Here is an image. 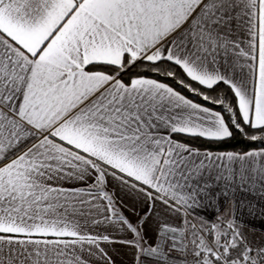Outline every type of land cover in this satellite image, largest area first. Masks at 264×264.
<instances>
[{
    "label": "snow or ice",
    "instance_id": "snow-or-ice-1",
    "mask_svg": "<svg viewBox=\"0 0 264 264\" xmlns=\"http://www.w3.org/2000/svg\"><path fill=\"white\" fill-rule=\"evenodd\" d=\"M114 245L264 264V0H0V264Z\"/></svg>",
    "mask_w": 264,
    "mask_h": 264
},
{
    "label": "crops",
    "instance_id": "crops-1",
    "mask_svg": "<svg viewBox=\"0 0 264 264\" xmlns=\"http://www.w3.org/2000/svg\"><path fill=\"white\" fill-rule=\"evenodd\" d=\"M113 258L116 261V264H132V256L129 251L125 248L120 247L119 245H114Z\"/></svg>",
    "mask_w": 264,
    "mask_h": 264
},
{
    "label": "trees",
    "instance_id": "trees-1",
    "mask_svg": "<svg viewBox=\"0 0 264 264\" xmlns=\"http://www.w3.org/2000/svg\"><path fill=\"white\" fill-rule=\"evenodd\" d=\"M247 143H238L237 141H230L228 142L227 144L223 145L222 147L224 148H236V149H239V148H244V147H247Z\"/></svg>",
    "mask_w": 264,
    "mask_h": 264
}]
</instances>
